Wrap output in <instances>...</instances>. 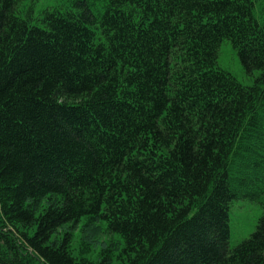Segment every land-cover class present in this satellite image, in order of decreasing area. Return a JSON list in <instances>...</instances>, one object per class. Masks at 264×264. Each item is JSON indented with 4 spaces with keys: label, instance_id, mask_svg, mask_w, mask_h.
<instances>
[{
    "label": "trees",
    "instance_id": "16d2710c",
    "mask_svg": "<svg viewBox=\"0 0 264 264\" xmlns=\"http://www.w3.org/2000/svg\"><path fill=\"white\" fill-rule=\"evenodd\" d=\"M55 1L0 0V264H264L256 0Z\"/></svg>",
    "mask_w": 264,
    "mask_h": 264
},
{
    "label": "rangeland",
    "instance_id": "374dc122",
    "mask_svg": "<svg viewBox=\"0 0 264 264\" xmlns=\"http://www.w3.org/2000/svg\"><path fill=\"white\" fill-rule=\"evenodd\" d=\"M33 5V6H32ZM55 0H21L20 8L33 7L34 15L42 9L56 6ZM254 16L259 21L264 17V0H256ZM217 66L230 73L243 85H252L254 73L252 76L244 73L239 59L228 42H223L218 51ZM261 208L257 203H251L245 200H238L232 203L230 208L229 225L230 239L229 246L234 247L254 231V227L261 215ZM76 247V244H73Z\"/></svg>",
    "mask_w": 264,
    "mask_h": 264
}]
</instances>
